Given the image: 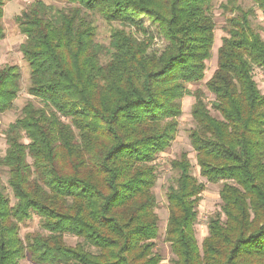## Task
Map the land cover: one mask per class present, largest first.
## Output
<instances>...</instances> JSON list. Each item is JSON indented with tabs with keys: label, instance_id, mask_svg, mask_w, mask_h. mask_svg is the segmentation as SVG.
<instances>
[{
	"label": "trees",
	"instance_id": "trees-1",
	"mask_svg": "<svg viewBox=\"0 0 264 264\" xmlns=\"http://www.w3.org/2000/svg\"><path fill=\"white\" fill-rule=\"evenodd\" d=\"M0 0V41L5 36ZM35 0L17 15L26 36L21 51L31 69L28 101L5 132L0 168V264H160L154 188L157 155L179 130L185 95L195 97L190 143L199 174L223 181L221 209L199 245L195 224L205 182L187 152L172 161L166 240L173 264H264V38L254 10L237 0L217 67L206 82L214 95L189 84L205 78L212 57L215 0ZM264 13V0H253ZM113 27L108 45L97 39L95 15ZM158 24L165 46L142 21ZM129 26L135 27L131 30ZM138 31L142 36H138ZM18 65L0 67V113L21 90ZM216 112V114L213 113ZM39 216L43 231L20 235ZM79 238L68 244L65 235Z\"/></svg>",
	"mask_w": 264,
	"mask_h": 264
},
{
	"label": "rangeland",
	"instance_id": "rangeland-1",
	"mask_svg": "<svg viewBox=\"0 0 264 264\" xmlns=\"http://www.w3.org/2000/svg\"><path fill=\"white\" fill-rule=\"evenodd\" d=\"M35 0H11L7 1L4 6V17L2 20L5 30V36L0 41V67L6 65H18L21 69V90L14 102V107L6 112L0 113V158L6 153L7 143L5 132L9 124L21 114L23 106L30 100L36 104L41 105L39 99L32 96L28 92L30 85L31 69L28 62L25 60L21 51V45L25 41L26 36L21 32L19 25L16 21L17 15L21 14L23 10L29 7ZM48 4H54L58 7L69 5L67 0H43ZM237 5L243 7L245 10L253 9L254 15L251 16L254 27L260 32L264 38V13L257 7L253 0H237ZM223 4H229L228 0H215L212 8V14L216 23L215 28V42L213 45L212 57L207 61V70L205 78L198 82L189 84V88L194 91L198 88L204 90L206 99L211 102L214 95L206 88L207 80L212 76L217 67V51L222 43L223 37L228 33L225 29L227 19L235 14V11L226 9ZM145 28L150 34L154 36L153 48L161 50L165 46V42L161 37L158 24L152 22L147 16L142 17ZM95 24L97 26V39L108 45L111 31L113 27L119 26L118 21L109 23L104 20L99 14L95 15ZM131 30L135 27L129 26ZM138 36L141 33L135 31ZM255 79L258 82L260 89L264 92V72L261 68L255 67ZM195 97L193 95H185L182 99L183 113L179 117V130L172 145L164 152L157 155L156 163L158 165L159 176L154 192L157 196L156 213L159 216V234L155 241V251L162 257L160 264H173L172 259L174 254L171 250L170 243L166 240V227L169 217L167 190L171 183L177 177V170L172 166V161L180 157L183 152H187L193 164V173L206 184V189L202 193L201 200L198 206V217L195 224L196 237L199 245L202 244L203 239L208 235V223L210 217L221 209L220 190L223 181L209 182L206 178L199 174V167L196 162V153L190 143L189 132L194 126L191 115V108L194 103ZM216 114L215 111H213ZM2 184L6 186L5 191L12 196L11 189L8 187V174L5 167H1ZM43 231L41 221L38 215L33 214L31 218L27 219L21 224L20 235L26 238L29 233ZM65 239L68 244L74 245L79 238L66 234ZM22 264H36L27 256L21 259Z\"/></svg>",
	"mask_w": 264,
	"mask_h": 264
}]
</instances>
